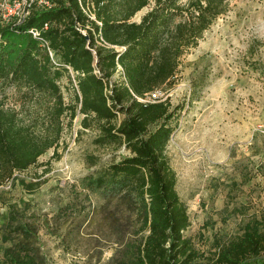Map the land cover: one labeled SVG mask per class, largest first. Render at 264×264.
<instances>
[{
  "label": "trees",
  "instance_id": "obj_1",
  "mask_svg": "<svg viewBox=\"0 0 264 264\" xmlns=\"http://www.w3.org/2000/svg\"><path fill=\"white\" fill-rule=\"evenodd\" d=\"M52 2L51 9L34 7L22 23L0 24V186L14 182L50 150L52 159H60L63 119L71 127L80 115L81 129L96 132V146L125 152L86 177L83 185L100 195L104 209L113 208L105 218L110 231L118 233L122 224L125 232L134 228L138 236L116 264H193L196 255L183 237L189 226L187 207L176 191L166 153L183 106L153 95L173 88L179 58L228 11L229 1ZM145 8L140 21H133ZM31 28L40 31L38 38L29 34ZM66 67L75 82L68 103L59 84L66 76L72 85ZM8 90L14 92L12 107L6 105ZM35 180L17 179V184L30 193L40 185ZM261 224L221 247L213 264H264ZM8 228L19 241L3 252L0 264H46L33 247L30 225Z\"/></svg>",
  "mask_w": 264,
  "mask_h": 264
},
{
  "label": "rangeland",
  "instance_id": "obj_2",
  "mask_svg": "<svg viewBox=\"0 0 264 264\" xmlns=\"http://www.w3.org/2000/svg\"><path fill=\"white\" fill-rule=\"evenodd\" d=\"M228 1V11L179 58L173 88L153 96L183 106L166 153L187 207L183 237L196 255L193 264H213L221 247L264 222V0ZM70 79L72 85L66 76L59 82L65 103L74 94ZM13 94L7 91L11 107ZM80 119L71 127L63 119L60 159L50 150L0 186V262L19 241L8 228L16 223L34 229L33 247L46 264H116L136 242L134 228L109 230L105 218L113 208L104 209L100 195L83 186L125 152L96 146V132L83 131ZM37 177L40 185L30 193L17 184Z\"/></svg>",
  "mask_w": 264,
  "mask_h": 264
},
{
  "label": "built area",
  "instance_id": "obj_3",
  "mask_svg": "<svg viewBox=\"0 0 264 264\" xmlns=\"http://www.w3.org/2000/svg\"><path fill=\"white\" fill-rule=\"evenodd\" d=\"M53 0H0V24H8L12 21L16 23L24 22L29 16L34 7L51 9L53 7ZM80 2V0H78ZM82 7V6H81ZM82 11L91 20H95L93 14L89 13L88 7H82ZM100 25V24H99ZM48 23H44L42 29L46 30ZM83 35H86V30H79ZM40 31L36 28H31L29 34L33 38L39 37ZM43 47L46 48L50 61L53 65H57L56 59L53 52L48 48L47 42H42ZM69 71L70 76L74 79V74L69 67H66ZM154 96V95H153Z\"/></svg>",
  "mask_w": 264,
  "mask_h": 264
}]
</instances>
